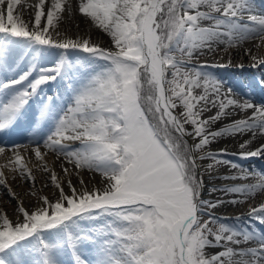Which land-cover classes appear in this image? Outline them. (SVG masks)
<instances>
[{"label":"snow or ice","instance_id":"1","mask_svg":"<svg viewBox=\"0 0 264 264\" xmlns=\"http://www.w3.org/2000/svg\"><path fill=\"white\" fill-rule=\"evenodd\" d=\"M77 14L107 46L68 35ZM256 38L264 42V14L253 0H0V71L18 69L0 79V132L27 120L60 163L58 174L34 149L56 195L30 192L31 206L0 214V264H63L65 253L71 264H264V233L248 226L264 225V171L226 158H264V102L194 63ZM57 80L66 102L46 96L32 110ZM224 140L237 150L212 147ZM18 147L4 167L34 183ZM205 175L231 183L206 188ZM226 203L248 205L235 217L243 224L222 222Z\"/></svg>","mask_w":264,"mask_h":264},{"label":"bare ground","instance_id":"2","mask_svg":"<svg viewBox=\"0 0 264 264\" xmlns=\"http://www.w3.org/2000/svg\"><path fill=\"white\" fill-rule=\"evenodd\" d=\"M254 6L260 5L259 8H255L257 14H264V0H253ZM64 28L67 30V33L70 37H74L77 35H83L87 33L90 35L91 39L97 41L100 44L107 46L109 37L106 34H102L99 31H95L88 26L86 21L79 15H75L69 18L65 24ZM246 49H252L251 54H246ZM73 56V52L77 50H70ZM255 55L257 58L264 57V42H261L258 38L249 39L244 43L232 47L227 48L226 46L221 44L218 48L213 52H208L206 54H202L199 56L198 60L207 59L209 63H199L196 64L198 67L201 64H206L207 66L203 69V71L213 74L216 78L221 80L225 86V90L227 88H232L235 93L241 98L247 97L251 98L255 102H264V90L259 87L258 82L261 79H264V66H252L251 56ZM244 60V61H242ZM52 58L48 57L40 61V63L51 62ZM248 61V63H246ZM224 65V66H220ZM247 65V66H245ZM17 68H13L11 70H7L5 74L0 75V79H3L5 76H11ZM52 83V82H51ZM47 87L49 90V86ZM60 86L58 87V97L59 99L56 101L58 105L63 104L67 100V96L64 91V82H59ZM56 86V85H55ZM51 90L53 91L49 93V95H55L57 91V86L54 88L51 86ZM46 95H42L35 98V101L32 104V110H35L39 105V101L44 99ZM37 128L40 126L37 125ZM20 129L21 134L17 132V136L9 139H4L0 137V146L6 148L3 154H0V171L4 173L5 184L0 185V214L6 212L9 215L13 213L14 208L18 203L23 201L24 205L31 206V204L35 203V198L29 195L30 192H37L38 194H44L48 196L54 197L56 195V189L54 186L50 184V177L48 173L41 170L39 167L41 165V161L35 157L34 149L39 146L41 148L42 154L45 156V162L47 163L49 168H53L58 174L60 173V163L56 162V157L51 155V158H48L49 150L43 146L42 135L36 134L35 132L30 130L29 122L23 121L19 125H17L14 129L7 131L8 134L16 133V130ZM15 144V145H14ZM19 146L16 148V151H19L22 156L25 158V162L28 163L29 168L32 169V175L35 177V182L25 181L20 178L18 174H16V179H13L14 173L11 171L10 167H4L9 164L11 161V157H14L13 147ZM214 149L219 148H228L230 151H236L238 148V143L235 140H224L212 146ZM10 157V158H9ZM229 159L234 160L237 163L243 164L247 168H255L259 171H264L263 162L259 161V158H251L248 160H240L237 156L229 155ZM49 160V161H47ZM224 171L223 168L220 170ZM78 177L73 174L71 176V180L74 185L78 184ZM83 179L86 183H88L89 187L93 185H99L101 177L98 173L93 172H84ZM6 180L8 182H6ZM206 188H210L215 184V186L220 187L226 183H231L230 181L226 182L223 180H212L207 175L204 177ZM251 181H243L241 183H247ZM8 183V184H6ZM239 183V182H238ZM67 190V189H66ZM9 191L13 193V195H9ZM259 195L257 194L256 200L259 199ZM205 199L215 200L217 198H223L221 193L209 194L208 191H205L203 194ZM248 205L244 204L241 206H233L229 204H224L220 207L219 210H232L234 213L229 218H223L222 222L228 223L230 225L243 224V221H236L235 217L242 212L247 210ZM250 228H255L259 232L264 233V228L257 221L250 222ZM87 255V253H85ZM63 264H71V257L65 253L61 257ZM91 259V256H89Z\"/></svg>","mask_w":264,"mask_h":264},{"label":"rangeland","instance_id":"3","mask_svg":"<svg viewBox=\"0 0 264 264\" xmlns=\"http://www.w3.org/2000/svg\"><path fill=\"white\" fill-rule=\"evenodd\" d=\"M77 53H79L78 51L77 52H75V53H73V55L75 56V55H79V56H86L87 54H83V53H79V54H77ZM75 57H78V56H75ZM242 61H244V60H242ZM203 62H205V63H209L208 62V60L207 59H204V60H195L194 61V63L195 64H199V63H203ZM246 63H248V61L246 62ZM47 150V149H46ZM48 154V156H50V157H48V158H51L52 156V154H50L49 152L47 153ZM10 158V157H9ZM14 159V157H11V160H13ZM259 161L261 160H264V158H259L258 159ZM47 161H49V160H47ZM85 172H87V171H85ZM16 177H18V176H16ZM6 182H8L7 180H6ZM6 184H8V183H6ZM231 211V215H233L234 213L232 212V210H230ZM261 225V224H260ZM248 226H250V224L248 225ZM263 228H264V225H261ZM253 231H255V232H259L257 229H255V228H251Z\"/></svg>","mask_w":264,"mask_h":264}]
</instances>
